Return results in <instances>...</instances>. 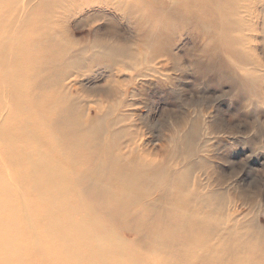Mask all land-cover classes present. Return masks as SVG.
<instances>
[{
	"label": "rangeland",
	"instance_id": "rangeland-1",
	"mask_svg": "<svg viewBox=\"0 0 264 264\" xmlns=\"http://www.w3.org/2000/svg\"><path fill=\"white\" fill-rule=\"evenodd\" d=\"M176 1L0 0L4 61L18 60L5 69L7 85L17 78L30 98L14 100L0 85V229L7 237L24 240L21 226L13 229L23 205L35 213L36 193L9 179L29 167L8 163L15 159L10 138L30 124L40 149L77 171L113 156L164 175L121 214L89 199L75 216L94 212L93 231L128 233L130 256L152 264H206L208 255L209 264H264V0ZM22 33L31 37L27 45ZM72 140L81 144L69 150ZM79 186L73 201L81 203ZM162 198L169 216L145 232L144 203ZM110 200L121 201L119 194ZM138 213L132 226L128 215ZM49 252L30 248L26 263L12 264H49Z\"/></svg>",
	"mask_w": 264,
	"mask_h": 264
},
{
	"label": "bare ground",
	"instance_id": "bare-ground-1",
	"mask_svg": "<svg viewBox=\"0 0 264 264\" xmlns=\"http://www.w3.org/2000/svg\"><path fill=\"white\" fill-rule=\"evenodd\" d=\"M135 3L137 2L135 1ZM0 23H4L3 15L0 17ZM38 24L41 23L38 21ZM3 36L4 31H0V85L5 91L7 90L6 87L9 88L14 100L21 99V102H25L30 99L28 98L29 93L25 94L23 90H18L21 84H17V78L14 87L7 85L10 81L8 80L9 77L7 79L6 75L8 74L5 73V69L10 64V67L14 70V63H17L18 60L12 57L9 62L4 61L8 58V53H6L7 47L2 43L4 42ZM21 37L20 40L24 45H27L31 39L28 33H22ZM6 104L9 105L7 101ZM22 117L28 120L29 115L24 114ZM23 127L25 136L20 135L19 129H17L16 136L10 138L15 148V159L11 160L10 158L8 163L10 167L16 166L21 169L28 166L29 170L19 171L15 177L9 176V179L17 186L24 185L26 192H35L37 203L33 205L34 216H30L26 212V209H28L26 205H23L22 208L19 205V214H21L23 221H20L18 216L19 220H17L14 216L13 229L18 232L21 226L25 233L22 242H18L19 233L10 238L7 237L8 229L4 227V229H0V252L3 250L7 253L6 256H0V264H12L14 260H18L19 263L24 260L26 263L30 248L40 251L42 245L50 248V252L46 256L49 264H152L144 262L140 256L129 255L134 242L129 240L128 233L123 234L120 231V234H116L111 232L107 226L102 225H98V229L93 231L89 222L98 221L94 212L88 214L89 218L82 215V218L78 220L75 216L86 210L89 199L100 202L102 208L109 214H121V212L126 211L124 209L131 203L146 199L151 189L164 180V175L142 164L121 162L113 156L97 161L87 169L83 168L77 171L73 168L72 162L67 164L58 155L52 154V151L49 153L42 151L40 149L41 136L36 134L30 124H24ZM1 133L4 135L3 132ZM26 137L34 140L33 143H36L37 146L28 143ZM80 142L72 140L70 145L67 143L68 147L65 146L70 150L79 146ZM94 153L92 155L98 157V147ZM68 169L69 171L66 172ZM10 184L6 186L5 191L8 198L12 197L13 191V185L10 186ZM79 184L81 195H85L87 199H83L81 203L77 199L73 201L74 187L79 186ZM115 186L118 188V192L114 190ZM118 194L121 201L114 205L110 198H115ZM25 195L26 193H23L19 196V199L23 201L22 203H26ZM146 203H144L143 211L147 216L139 221L145 223L143 227L145 232L155 227L157 222L168 218L169 209L171 208L169 202L164 198L157 202ZM4 207V203L0 202V210ZM128 216L133 220L131 225L135 226L134 223L137 221V217L141 216V213ZM132 228L129 227L127 230L131 231ZM142 233L139 232L140 236L143 235ZM55 241H58L59 244ZM16 242L19 245L18 247L15 245ZM91 242H95L96 245L91 244ZM210 259L209 255L206 256V264H209Z\"/></svg>",
	"mask_w": 264,
	"mask_h": 264
}]
</instances>
